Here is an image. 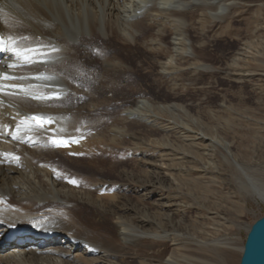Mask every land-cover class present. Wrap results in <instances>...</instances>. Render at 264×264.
Here are the masks:
<instances>
[{
    "label": "rangeland",
    "instance_id": "rangeland-1",
    "mask_svg": "<svg viewBox=\"0 0 264 264\" xmlns=\"http://www.w3.org/2000/svg\"><path fill=\"white\" fill-rule=\"evenodd\" d=\"M263 3L264 0H240L231 10L230 19L193 24L191 39L202 55L197 60L175 57L174 70L160 68L169 58L142 54V47L136 46L138 51L135 46L118 44L117 50L131 70L116 74L99 72L95 80L80 81L85 99L89 100L93 92L97 102L96 114L86 119L89 125L85 136L107 135L108 124L115 120L117 131L123 127L128 130L123 135L119 133L121 136L114 134L116 138L109 140V137L97 147L108 152L105 154L109 157L103 160L109 162L106 166L100 158L78 155L68 158L69 161L58 155L56 163L62 166L63 173L67 171L65 174L76 176L80 184L90 186L93 196L111 197L108 206L113 213L106 217V222H99L91 207L78 204L73 210L98 225L101 233L110 234L115 253L119 252L112 257L114 264H162V258L168 255L177 264H192L189 258L193 253L190 248L194 250L192 243L215 237L232 238L236 245L220 252L211 250L215 254L206 253L211 258L217 255L212 262L239 263L249 227L264 215V203L240 189L243 175L231 164L233 159L264 179V9L261 12L258 6ZM52 41L55 43L56 38ZM129 50H134L133 54ZM94 60L100 62L97 56ZM138 99L150 105L145 113L149 121L128 119L122 123L119 113ZM116 139L120 141L117 143ZM214 142L221 145L220 150L213 146ZM69 153L73 152L63 154L69 157ZM122 179L126 180L121 182ZM120 184L125 186L121 188ZM139 218L151 220L155 231L174 234L173 242H155L151 250L148 243L147 249L142 243L133 249L119 248L116 221L138 227ZM97 264L102 263L98 260Z\"/></svg>",
    "mask_w": 264,
    "mask_h": 264
},
{
    "label": "bare ground",
    "instance_id": "bare-ground-1",
    "mask_svg": "<svg viewBox=\"0 0 264 264\" xmlns=\"http://www.w3.org/2000/svg\"><path fill=\"white\" fill-rule=\"evenodd\" d=\"M239 1L0 0V32L8 43L11 42L9 37L27 36L30 39L40 37L42 42L50 43L59 49L58 52L52 54L48 64L33 65L24 69H7L6 65L11 62V57L5 53L0 64V72H7L10 75L33 76L44 71L43 74L50 79L4 81V83L31 84L36 86L29 89L33 94L59 91L62 97L61 100L52 101L30 99L21 101L18 98L0 95V100L3 101V104H0V131L7 128L10 133L14 129L16 122L20 119V116H16L19 111L21 115L42 114L54 118L55 123L49 127L59 131L61 135L77 136L79 134L76 132V128L80 127L85 136L89 125H87L86 119L89 118L88 116L96 114L97 109L93 92H90L89 100L85 99L86 93L83 94L84 88L81 80L83 78L90 81L95 80L99 72L116 74L131 70L130 65L128 66L124 62L125 57H122L118 52V44L135 46V49L142 47V54L149 53L160 57V59L161 57L169 58V61L160 64V68L163 71L169 70V68L173 69L172 62L177 56L197 60L202 55V51L197 50L191 39L192 25H203L206 20L221 23V21L230 19L231 10ZM253 2L256 3V1ZM258 6L259 11L262 12L264 3ZM193 16L196 17L194 21H192ZM258 29L260 30L261 27ZM201 32L203 33V31ZM53 38H56L55 43L52 41ZM133 51L129 50L128 52L133 54ZM123 54L126 56V53ZM94 56L99 58V63L94 60ZM201 68L211 69L210 66H201ZM149 110L148 102L138 99L132 106L125 107L119 113V118L124 124L129 121L128 119L148 122L145 113ZM13 116H16V119H13ZM110 119L112 120V118ZM113 122L106 128L105 134L107 135L104 133H93L90 137L86 135L79 143L72 144L67 148H52L48 145L46 138L51 133L46 132H34L31 140H28L27 134H25L17 141L12 140L10 134L0 135V201H2L0 202V264H97L98 260L102 264H114L112 257H115L119 252L115 253V242L112 241L110 234L101 233L98 225L85 220L80 213H75L73 210L78 204L91 207L98 221L103 223L106 217H110L113 213V210L108 206L111 197L105 194V196L102 194L93 196L92 193L91 195L90 186L84 182L80 184L82 185L80 187L66 183L63 177L68 176L65 174L67 171L63 173L62 166L60 167L56 163L58 155H62L69 161L68 158L75 155L65 157L63 153L71 151L82 153V155H78L79 157L94 160L100 158L101 163H105L102 164L108 165L109 162L103 161L109 157L108 154H105L108 152L100 151L97 147L104 145L109 137V140L116 138L114 134H122L127 129L123 127L122 130L117 131L116 124ZM102 124L105 123L100 125ZM201 136L205 140V137ZM119 141L117 140V143ZM213 146L216 149L221 148L219 143L214 142ZM113 149H111L112 152ZM4 153L19 156L20 160L13 161L4 157ZM225 153L227 157L231 158L227 151ZM112 158L114 157L112 156ZM231 164L243 175V181L239 182L240 189L246 195L264 203L263 177L256 175L255 170L253 172L233 159H231ZM93 167L96 166L93 165ZM52 169L59 170L64 176L61 175L60 178H57ZM125 180L122 179L121 182ZM106 184L104 183L103 186ZM121 185L123 184H120V187ZM113 197L115 198V196ZM167 207L171 208L170 205ZM138 225V227H131L123 221H116V236L121 245L119 248L133 249L141 247V243L146 248L145 243H148L147 248L151 250L150 246L155 242L168 244L174 240V234L159 229L155 231L152 221L147 218H139ZM234 244L236 245L235 241L229 237L196 240L191 245L194 250L188 247L193 252L188 251L191 253L189 258L192 264H214L216 262L213 263L212 259L217 255H213L211 258L206 253H210L211 250L220 252L232 249ZM238 249L240 250V248ZM182 254L184 255V253ZM162 264L177 263L171 255H168L162 258Z\"/></svg>",
    "mask_w": 264,
    "mask_h": 264
},
{
    "label": "snow or ice",
    "instance_id": "snow-or-ice-1",
    "mask_svg": "<svg viewBox=\"0 0 264 264\" xmlns=\"http://www.w3.org/2000/svg\"><path fill=\"white\" fill-rule=\"evenodd\" d=\"M10 43L6 42L2 36H0V54L7 53L11 57V62L6 65L7 69H24L30 68L33 65L48 64L50 57L53 53L59 51L55 46L50 43H44L40 37L30 39L27 36L12 38L9 37ZM49 80L50 77L45 76L43 73H38L33 76L25 75H10L7 72H0V95L7 97L18 98L21 101L30 99L36 101H52L61 100V93L59 91H52L43 94H33L29 89L35 88V85H25L23 83H4V81H25V80ZM47 86V85H46ZM22 94V95H21ZM0 104L3 101L0 100ZM16 116H20V119L16 122L14 129L9 133L7 128L0 131V135H11V139L14 141L20 140L27 134V139L33 138L34 132H46L51 133L47 136V144L52 148H67L72 144L79 143L85 136L81 132L80 127L76 128L77 136H64L59 131L50 128V125L55 123V119L42 114H30L21 115L18 111ZM13 116V119H16ZM34 122V123H33ZM70 155H82V153H69ZM4 157H8L13 161H19L20 157L11 153H4ZM56 173L57 178L61 177V173L57 169H52ZM66 183L80 187V182L72 176L63 177ZM2 202V201H0Z\"/></svg>",
    "mask_w": 264,
    "mask_h": 264
},
{
    "label": "water",
    "instance_id": "water-1",
    "mask_svg": "<svg viewBox=\"0 0 264 264\" xmlns=\"http://www.w3.org/2000/svg\"><path fill=\"white\" fill-rule=\"evenodd\" d=\"M238 264H264V215L249 227Z\"/></svg>",
    "mask_w": 264,
    "mask_h": 264
}]
</instances>
